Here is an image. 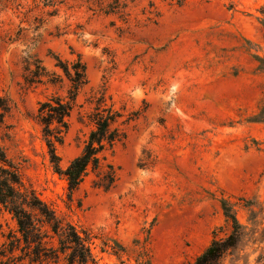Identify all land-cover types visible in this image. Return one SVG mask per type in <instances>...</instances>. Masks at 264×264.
Returning <instances> with one entry per match:
<instances>
[{
	"label": "rangeland",
	"instance_id": "obj_1",
	"mask_svg": "<svg viewBox=\"0 0 264 264\" xmlns=\"http://www.w3.org/2000/svg\"><path fill=\"white\" fill-rule=\"evenodd\" d=\"M5 6L0 147L24 187L58 218L96 235L93 264H135L137 248L151 264L193 262L214 237L231 231L221 198L234 205L245 228L223 264H262L264 123L252 120L264 103V0H135L127 22L90 10L85 0H10ZM52 54L67 61L79 55L88 79L63 142L55 144L61 167L80 154L103 89L117 110L139 112L125 126L126 138L105 154L116 169L107 191L95 187L89 173L70 199L53 171L35 115L40 102L64 97L68 84L27 88L23 79L25 58L33 55L49 73L61 74ZM250 201L255 205L245 207ZM0 223L2 232H18L2 206ZM112 240L125 253L102 252V242Z\"/></svg>",
	"mask_w": 264,
	"mask_h": 264
},
{
	"label": "trees",
	"instance_id": "obj_2",
	"mask_svg": "<svg viewBox=\"0 0 264 264\" xmlns=\"http://www.w3.org/2000/svg\"><path fill=\"white\" fill-rule=\"evenodd\" d=\"M9 1L0 0V13ZM85 1L90 10H96L104 15H114L127 22L129 4L135 0ZM51 57L54 60V67L61 74L49 73L42 65V61L33 55L25 58L23 79L27 88H36L44 81L51 85L61 84L63 79L68 84L64 97L53 95L40 102L35 115L36 123L48 148L53 171L65 181L70 199L89 173L96 176L94 186L107 191L115 182L116 169L107 161L105 154L111 152L117 143L126 138L125 126L137 118L139 112L125 114L122 110H117L113 103L107 102L103 89L95 99L89 116L93 129L90 130L80 154L65 168L61 167L55 144L63 142L64 134L69 128L68 118L75 107L79 92L88 84V79L86 65L79 55L72 61L62 60L54 54ZM252 121L264 123V103ZM219 203L231 231L225 238L214 237L205 250L188 264H223L227 253L234 250L244 237L245 228L236 218L234 205L224 198H221ZM253 205L255 202L250 201L245 207ZM0 206L13 216L18 227L17 233H5L2 232L0 223V264H22L24 255L25 264H58L60 261L64 264L95 263L96 256L92 246L97 239L96 235L89 229L83 228L79 231L70 223L58 218L32 189L24 187L17 167L1 147ZM251 213L257 216L256 212ZM252 219L253 226H258L255 218ZM111 243L110 245L102 242L101 251L108 247L115 255L125 253L126 248L119 242L112 240ZM18 250L24 254L16 255L15 252ZM134 252L135 264H151L150 257L144 254L143 248H137ZM257 262L264 264V252L258 257Z\"/></svg>",
	"mask_w": 264,
	"mask_h": 264
}]
</instances>
